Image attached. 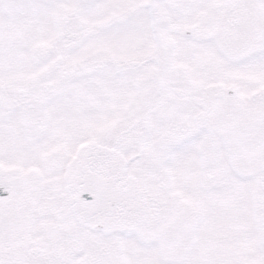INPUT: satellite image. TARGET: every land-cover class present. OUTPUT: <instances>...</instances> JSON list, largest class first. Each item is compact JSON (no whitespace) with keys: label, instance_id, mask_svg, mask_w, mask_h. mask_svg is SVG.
<instances>
[{"label":"snow or ice","instance_id":"6c2138e0","mask_svg":"<svg viewBox=\"0 0 264 264\" xmlns=\"http://www.w3.org/2000/svg\"><path fill=\"white\" fill-rule=\"evenodd\" d=\"M0 264H264V0H0Z\"/></svg>","mask_w":264,"mask_h":264}]
</instances>
